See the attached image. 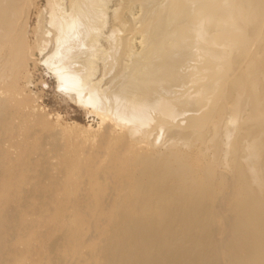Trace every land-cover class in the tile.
<instances>
[{
	"label": "bare ground",
	"instance_id": "6f19581e",
	"mask_svg": "<svg viewBox=\"0 0 264 264\" xmlns=\"http://www.w3.org/2000/svg\"><path fill=\"white\" fill-rule=\"evenodd\" d=\"M37 1L0 0V153L16 150L22 164L31 162L0 202L2 251L27 231L28 260L16 264H189L180 255L184 243L159 260L154 254L176 245L177 218L188 229L184 242L196 248L204 241L199 217L217 170L202 165L199 153L225 134L213 131L217 123L239 119L241 131L226 133L237 144L227 165L236 167L231 210L239 243H256L247 264H264V45L254 51L248 37L264 30V0H116L112 11V0H46L35 13L32 44ZM95 48L105 60L92 83ZM35 51L66 96L106 127L85 154L64 139L59 172L51 163L55 151L44 152L55 130L18 87L21 78L29 83ZM227 92L243 101L234 111L224 103ZM44 132L49 137H38ZM220 147L221 140L214 156ZM257 165L256 190L249 174ZM185 172L189 182L174 181ZM5 253L0 264H7ZM191 255L199 264L202 255ZM240 261L230 257L227 264Z\"/></svg>",
	"mask_w": 264,
	"mask_h": 264
},
{
	"label": "rangeland",
	"instance_id": "374dc122",
	"mask_svg": "<svg viewBox=\"0 0 264 264\" xmlns=\"http://www.w3.org/2000/svg\"><path fill=\"white\" fill-rule=\"evenodd\" d=\"M113 1L116 2V0H112V2L110 3L109 5L110 8H108L110 11H112L111 5L114 4ZM45 3L46 0H38L36 2V6L37 5L38 6L37 7L35 6V9L33 11L34 17L32 18V22L30 23V26L28 28L29 43H32L34 41L33 35L31 33L32 32L31 28L34 26L35 23V17H36L35 13L40 11L41 8L45 7L44 6ZM253 30L254 28H252V26L248 28V31L250 32H253ZM255 34L256 33H253L251 34V36L249 35L248 37L251 40L250 43L253 44L252 49L254 51H257L258 48L260 49L261 45H264V30L261 32L259 36L257 35L258 38ZM101 40L102 39L98 41L97 45L101 42ZM101 45H103V41L101 42ZM95 51H96L95 52L96 58L92 60V65L94 70L98 71L97 72L98 74L94 75L95 78L94 76L92 77L91 80L92 83L93 81L94 83L98 81L97 78L99 79V73H100L99 71H101L100 68H102L105 60L103 59L105 55L103 57L101 52L102 50L100 51V49L98 50L97 48H95ZM99 53H101V55ZM233 56L234 54L231 56V61ZM33 57L34 60L30 61L29 62L30 64L28 63L27 65V72H29L27 77L29 85L26 84L27 83L26 79L21 78L18 82V87H20L22 90L24 89L25 97L29 96L32 101H36L38 108H40L41 115H43L49 127L55 130L54 134H56L55 138L57 140L54 138V136H52L50 140L46 139L47 140L46 143L50 141L52 143V146H49L50 142L49 144L44 143L46 148V151L44 152L50 153L51 151H55L53 153H55L54 155L57 156L55 157L53 155V157H55L57 161L56 160L54 161L53 159L51 163L56 167L55 169L59 172V170H61L64 167L63 157H65V152L63 153L62 149L65 146L64 143L65 140L67 139L73 140L72 142L69 141L71 142V145L72 143H74L76 147L75 149L76 150L78 149L82 154H85V152H87L88 149L91 148L89 146L90 142L94 140L95 136H99V135L101 136V134H103L102 132H104L103 128L106 127L100 125L101 123L99 118L96 117L95 114L93 115L91 113L90 108L86 107L87 109H84L85 107H82L77 103L75 104L74 101L70 100V98L66 96V92H63L64 89L60 87L57 76L52 71H50L48 67L44 64L42 59L43 58L42 54L40 55L39 52L35 51L33 53ZM82 60H84V58H82ZM31 96L33 97V99L31 98ZM234 99L235 100L230 99L229 92H227L226 97L224 99V103L225 102L228 103L227 104L228 110L231 109L234 111L235 110L234 108H238L239 105L243 103L242 99H239L237 97H235ZM0 120H1V116H0ZM224 121L225 120L223 119L222 121L217 123L213 131L216 132L217 130L220 132L222 128H224L225 134L228 132L230 133L235 132L236 134V132L241 131L242 124L240 123L239 119H237V121L234 124H230V125ZM209 130L210 128H207L204 134L207 133ZM225 134L221 135V139L219 138V140H221V147L219 149L220 151L218 152L217 156H214V154L212 153L213 147L219 141L217 139L213 140L210 143H207L206 149L202 151V153H199V158L202 165L204 164L205 167L214 165L217 170L216 178L211 180V182H213L214 184L212 187L213 190L212 194L208 199H204L203 201L201 200L204 203V207H203L204 214L202 215V217H199V219H201L199 226H201L200 229L204 228L202 230V235H203L202 238L204 239V241L196 245L197 246L196 248H194V243L190 242L189 240L186 239V241L184 242L183 236L188 229H185L181 220L177 218L174 221L173 226H176V231L179 234V240L177 241L176 245H172L169 250L168 249L162 251L157 250V253L154 254L155 256L154 259H158V260L161 259L162 256H164L167 252L170 253L172 250H174L176 246H179L180 244L184 243L187 249V253L184 252V254H180V255H183V257L185 258L187 256L186 261L189 264H191L195 259H197V258L194 259L191 258L192 257L191 254H193L194 252H199L202 255L199 264H227L228 258L230 257L235 258L237 260H241L238 264H241L242 262H245V264H247L248 261L247 258L245 257L248 256L247 251L251 246L255 245L256 243H242V242L239 243L240 239L238 238V233L235 232V230L239 227L240 224H237L236 217L234 216V212H232L231 208L233 207L234 202L235 203L237 202L238 198L233 193V189L231 190L230 186L233 183L231 179L232 177L235 176L236 167L230 171L227 165L230 157L232 156L233 152H235L236 150L237 144L234 143L235 145L232 146L231 143L234 142L233 140L234 138L232 136L227 137V134L226 135ZM46 135L48 136L49 134L44 132L43 135H41V133H39L38 137L41 136L44 137ZM62 135H63V139H62ZM52 138H54L55 141H53ZM99 138L100 137H96V140ZM16 139H15L16 141L19 140L18 137H16ZM53 143L56 144L53 145ZM47 145L48 147H46ZM81 145L84 146L81 147ZM60 146L62 149L60 148ZM86 146H88V149H86L87 148ZM58 148H60L59 151ZM42 150L40 152H42ZM58 152L60 153L59 155ZM57 157L58 159L60 157V159L62 160V161L59 160L62 165L60 163L59 164L57 163L58 162ZM257 166L259 172L256 174V170H257L256 168L254 171L251 172V174H249L252 181L253 180L257 181V183L253 182V185H251V187L256 190L262 185V181L259 180L260 166L259 165ZM30 168H31V162L29 163L28 166L22 164V161L19 158V153L16 150L11 151L8 155L4 153H0V187L8 183L10 184L8 186L9 189L7 188L6 190L0 193L1 203L6 194L5 191L15 189L16 180L14 181L13 179L14 178L17 179L19 175H22ZM39 169L40 168H38L36 171L37 174L41 170ZM217 175H223V177L219 179ZM28 177L29 176L25 177V179L30 180V178ZM189 177H190V173L188 174L185 172V174L175 175L174 181L181 180L185 182L188 181ZM199 179L201 178H198L197 180L191 182V186H188L189 188L186 187V189L188 191L193 190V188H195L196 185L199 184L200 182ZM43 182L47 184L46 187H50V185L48 186V181L47 182L43 181ZM236 186L241 187L242 184L238 182ZM242 195L243 194H241L240 196ZM247 197L248 196H243L242 199L245 201ZM199 198L201 199V197ZM31 236L32 235H29L27 231L26 232L21 231L18 234V236L15 235V237H13V240H11V245L13 248L10 252L7 253L3 252L2 251L3 247L1 248L0 246V260L3 261L1 257L4 255V253H5L4 260H6L5 263L7 264H9L10 262H11L10 264H16L18 263L19 260H23V258L25 260H28L26 258L27 255L26 243L31 240L30 239L32 238ZM146 237H147L146 234H142V239L144 241L146 240ZM263 240H264V235H262L259 238V244L262 243ZM49 246H50V242H47V246L44 248V252L47 253V248Z\"/></svg>",
	"mask_w": 264,
	"mask_h": 264
}]
</instances>
